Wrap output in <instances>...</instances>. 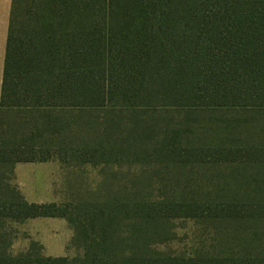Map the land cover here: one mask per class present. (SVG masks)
Masks as SVG:
<instances>
[{
	"label": "trees",
	"instance_id": "obj_1",
	"mask_svg": "<svg viewBox=\"0 0 264 264\" xmlns=\"http://www.w3.org/2000/svg\"><path fill=\"white\" fill-rule=\"evenodd\" d=\"M159 108L188 109V146L169 131L163 148L146 155L228 167L233 189L127 191L73 206L32 202L16 189L4 196L9 182L0 174V223L64 218L82 249L53 256L40 244L18 254L0 248V264H264V0H11L0 170L68 156L117 162L127 138L153 135L141 112ZM100 112L109 117L85 116ZM182 217L227 226L232 236L188 256L155 249L164 226Z\"/></svg>",
	"mask_w": 264,
	"mask_h": 264
},
{
	"label": "rangeland",
	"instance_id": "obj_2",
	"mask_svg": "<svg viewBox=\"0 0 264 264\" xmlns=\"http://www.w3.org/2000/svg\"><path fill=\"white\" fill-rule=\"evenodd\" d=\"M8 6V0H0V10ZM141 113L142 119L149 121L150 126L155 124L153 135L138 138L132 135L127 138L125 147L128 152L122 154L117 162L82 164L70 156L68 159L54 157L32 163L18 162L12 171H9V167L0 170V174L9 182L3 184V195L7 196L16 189L32 202L55 201L75 206L82 202L121 198L127 191L151 193L154 197L181 194L188 197L190 190L204 193L233 189L232 178L225 177V173H229L228 167L220 170L206 166L189 168L185 157L181 160L178 158L180 156L166 153L146 155L147 150L163 148L162 142L171 139L167 138V135L170 136L169 131L181 132L177 140L181 146H188V109L159 108ZM85 116L93 123L105 121L109 114L100 112L98 115ZM227 116H235V113L231 112ZM122 120L124 131H120V134L117 131L114 135L120 143L122 138L119 136L125 137V129H128L126 119ZM90 130L92 134H104L106 131L92 127ZM114 141V138L110 140L111 143ZM164 227L166 234L161 240H156L153 247L159 251L187 256L196 250H212L218 241L232 236L227 226L187 217L171 220ZM73 236V227L60 217L18 222L5 220L0 223V248L12 254L27 251L31 246L40 251V244L44 248L42 251L48 255L77 256L82 253V249L73 244Z\"/></svg>",
	"mask_w": 264,
	"mask_h": 264
},
{
	"label": "crops",
	"instance_id": "obj_3",
	"mask_svg": "<svg viewBox=\"0 0 264 264\" xmlns=\"http://www.w3.org/2000/svg\"><path fill=\"white\" fill-rule=\"evenodd\" d=\"M2 1H7V0H2ZM8 1H9L8 8L4 7L2 10H0V99H1V88H2V81H3L5 57H6L10 8H11V0H8ZM38 218H46V217H38ZM51 218H57V217H51Z\"/></svg>",
	"mask_w": 264,
	"mask_h": 264
}]
</instances>
